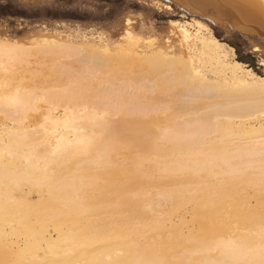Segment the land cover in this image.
Here are the masks:
<instances>
[{
    "label": "bare ground",
    "instance_id": "6f19581e",
    "mask_svg": "<svg viewBox=\"0 0 264 264\" xmlns=\"http://www.w3.org/2000/svg\"><path fill=\"white\" fill-rule=\"evenodd\" d=\"M158 1L162 2V0H158ZM168 1L174 4L183 2V0H168ZM223 2L225 4L230 3L232 5L228 13H230L231 15V20L235 21L234 26L237 27V29L238 27L241 26L242 28H247V32L249 30L252 33L254 30L253 31L250 30L249 26H251L252 24L253 25L256 24L255 26H257V28H258V25L261 27L260 29L258 28L256 30H260V31L264 30V24H262V21H264V8L261 7L260 0H223ZM180 10L187 12V13H191V14H193V12L195 11L194 9H191V8L188 11H185L183 9H180ZM195 14L198 15L199 18H196L198 17L196 16V17L191 18L192 20H186L185 22L182 21L181 24L177 23V20H175V23L177 24L175 25V27L173 26L174 27L173 29L175 30L177 38L179 39V42L182 46L180 50L181 55L179 59L178 58L173 59L174 57L172 56L171 58H169L167 57L169 56L167 51L158 52L157 50H156L158 52V54L156 52L157 55L153 52L154 57L152 56V58H149V57L143 58L144 60L140 59L143 62L147 60V62H150V65H152L153 63L154 65L153 67H155L156 66L155 64H157V66L159 67L166 66L174 70L175 68H177V66H179L182 69L181 70L182 72L180 74L178 73L179 75L175 74V71H176L175 69L174 71L172 70L173 71L172 75H178L179 78L177 79H179V81L180 79L183 80V81H180V82H183V84L189 83V86H188L189 89L187 88L189 92L188 91L186 92V95H189V99H187L186 102H189L191 99L194 100L195 97L197 98V94L200 97L204 96L203 98H205L207 94L210 97L208 96L206 97L210 99H213L214 96L215 98L217 96L218 98L219 96H221L220 99H222V96L224 97L226 96L229 98L232 96L240 95L242 97L238 100H230V101L225 100L224 103H219L220 101L217 102L221 105H218L216 104L215 101H213L215 102V104L213 102L209 104L210 108H211V104H213L212 111L208 107L206 108L203 107L205 108V111L208 109L211 111V113L210 111L209 113H207L208 111L207 110L206 111L207 114L204 116L202 115L203 118H200V119L198 118L199 119L198 123H196L197 115L195 114L196 117L192 115L194 114L191 111L192 109L191 110L189 109L191 112H188V113H186L187 111H185V114L187 115L190 114V116L192 115L191 118L193 116H194V119L196 118L195 122H191L192 124L195 123L194 125L191 124V128L189 127L190 124H188L190 123L189 122L190 120L188 122L186 121L185 122L186 124L185 123L184 124L180 123V125L177 124L179 125V127H177L176 129L170 132L167 130L170 127V125H168V128L167 127H165V129L164 127H162L163 129L161 128L162 129L161 131L164 130L163 131L164 133L162 132L163 134L162 135L160 134V137L161 138L163 137L164 138L163 140H167L171 142L177 149L173 155L174 157L172 156L171 158L168 157L165 159L162 156V158L160 157L159 160H156L157 159L156 157L154 159L155 163L152 162L153 159L151 158H150V161L147 160V162H149V166L153 165V169H155V171L158 172V173H154L155 172L154 171L153 172L154 176L155 174H157L160 177L159 173H165L166 175L169 174L170 176L171 175L176 176L180 174L181 176L182 175L186 176V179L189 182L192 181L195 183V184H191L190 182L191 185L188 183L189 187L193 185L194 186L189 188L187 185L184 184L186 188L187 187L188 188L184 191L182 190L179 192L178 190H180V188H178V186L177 187L175 186L178 189V190L176 189L178 193H176L175 191L176 194L174 195H172L173 193L172 190L175 187L174 188L171 187L170 192L169 191L166 192V190L162 189L166 193L169 192V195H172L171 197L173 198L171 197L169 198V195L167 196L168 198L162 195V190L160 193L162 197L155 198V196L153 195L150 196L146 201H144L143 208L140 207L137 209L136 215L138 218L141 219V221L131 224V225L127 224L128 226H124L120 224L119 222L117 223L114 218L111 219L110 217L108 218L104 217L105 215V214L103 215L104 211L98 208L96 203L99 200L101 199L103 200V198L106 197L104 194L106 193V190L109 188H115L117 190H124V189H129L130 187H136L142 184V180L144 179L142 180L140 179L139 175L137 174V171L133 167L119 168V166L118 167L110 166L111 168L109 167L110 169L101 175L103 178L101 180L102 182H100V180H98V182L95 180L97 179L99 175L97 176L96 174L92 173L88 169L89 167L88 168L86 167L89 171L85 170L81 172L82 173L81 175H77V176L75 175L72 178L69 176V173H68L66 178L69 176L68 177V179L70 178L69 182L68 181L65 182L66 178L65 179L61 178L63 181L62 180L60 181V179L59 181H57L58 179L57 180L55 179L58 176L57 177L55 176L56 178L53 179L52 178L53 174H52V177H51V174H49L48 175V187L42 190L39 189L38 191L41 193L40 194L41 200L39 199L40 200L39 202H36V201L32 202L31 199L26 197L23 192L22 181L24 180L25 182V180H27L31 184H38L40 182L38 181L39 176L36 175L37 173H34L32 170H31L32 172L31 173L28 170L29 169L28 167L31 165V160L33 163V158L38 157V156H35L37 154H35V152L31 150L32 147L30 146L29 141H27L28 138L27 139L25 137L14 138L13 135L12 137L9 136V138L6 140L4 139V141H2L3 139L0 140L1 141L0 142V264H260V260L262 257V251H264V83H262V81H264V76H261L260 74L253 71L251 68L247 67L246 63L239 61V60H234L232 55L230 56L229 53L224 50V47H218L216 43H213V41H217L219 45L221 46L226 45L228 49L235 50L234 47H232L231 45H228L226 42L222 41L221 39H219L213 34L212 28L210 27V23H212V19H213L212 17L202 15L198 12H196ZM216 19H217V16H216ZM199 24H204L206 29H211V33L209 35H206L205 32L201 31L199 27H197V25ZM181 29H183V31H181ZM239 30H241V28ZM256 34H258L257 31H256ZM196 43H198V46H199L198 49L194 47ZM12 51L13 50L10 51L8 48L7 51H4V54L6 53V55H8L10 58V56L12 55L10 52ZM55 51L57 50H54V53ZM15 52L17 53V51H14L13 53L16 54ZM55 54H51V55H55ZM143 54L145 53H142V55ZM1 55L3 56V54ZM13 55L11 57H14ZM91 55H93L94 57V54L91 53ZM91 55L88 57H92ZM148 55H150V53ZM2 56L0 57L3 59ZM103 57L100 58V60H102ZM1 58H0V61H1ZM96 58L97 60H95V62L93 61V59L91 60L92 64L100 65V60H98L99 57H97V55H96ZM119 58L129 60V61L133 60L132 57L128 58L125 55ZM119 58L117 60L118 62H120ZM106 59L104 60L106 61ZM111 62L112 61L110 60V63ZM139 64H141V61L139 62ZM107 65L110 66L108 61H106L105 66ZM144 65H145V62H144ZM146 65H149V64H146ZM126 67L128 66H125V68ZM138 68H140V66ZM155 70L153 69V71ZM130 71L131 69L128 72ZM158 71H159V68H158ZM158 71L156 70L157 73ZM172 71L169 70L166 72V70H164L166 74L168 72L171 73ZM131 72H133V70ZM143 72H142L143 75L147 73V72H144V73ZM160 72L161 71H159L160 75L163 74V71L161 73ZM134 73H131V74L135 76L136 74ZM151 74H154V72L151 71ZM141 75H137V77L135 78L138 80L139 79L138 76H141ZM168 75L170 76L171 74H167L163 76V78L164 77L170 78V79L165 78L166 81H164L165 79L164 80L162 79L163 85H164V82H166L165 85H167L168 80H171V83L172 81H174V83L176 84L175 81L177 79L176 78L173 79L172 76L169 77ZM134 76L132 77L134 78ZM129 77L131 78V75ZM144 77L140 79L141 82L143 81V79L144 80L148 79L147 76L145 78ZM148 77L150 79V72H149ZM152 77L154 78L153 80L155 82L159 81V79L155 80L157 79L155 78L157 77L156 74L155 76L153 75ZM153 80L150 79L151 82ZM154 81L152 82L153 85L155 83ZM147 82L148 81H146V83L144 82L140 84L142 85L141 87L143 88V85H144L145 87L148 88ZM152 83L149 82L148 84L152 85ZM160 83L161 82H159L158 84ZM171 83L169 81L168 84H170L171 86ZM68 84L72 85V83H69V82ZM151 85H149V88ZM178 85L181 86V83ZM137 86L140 88L139 84H137ZM64 87L66 88L67 86H64ZM138 87H137L138 90L136 89L137 91L140 90ZM152 87H155V86H152ZM175 87L176 86H174L173 88ZM3 88L1 90H3ZM104 88L106 89V87ZM112 88L114 89V87ZM124 88L129 89V86L127 85V87L125 86ZM134 88H136L135 85H134ZM5 92H10V91L6 90ZM24 92L25 93L23 94L26 95L25 90ZM67 94H68V91H67ZM5 95L6 94L4 93L3 98L0 99V105L6 112L7 110H9L10 107L11 108L14 107V109L16 110V108L25 106V109H26V106H28L26 104L27 103L29 104V101H31L34 98L33 97L31 100H29L28 97L31 98V95L28 97H24L22 95L21 96L18 95V97H16L15 95H13L15 97V100L12 96L10 99V101L12 102V98H13V101H14L12 102L13 107L12 106L9 107L11 102L10 103L8 102L9 97H5ZM37 98L35 102H37L38 100ZM67 99H69V97ZM41 100L46 101L45 97L41 98ZM41 100L40 99L38 100L39 103L42 102ZM71 100L69 101V103H67L68 101L66 102L67 105L69 104L68 108L71 105L70 104ZM193 100L190 101L192 102V107L195 105V104L193 105ZM183 101H185V98ZM183 101H181L180 104L183 103ZM50 102L51 101L49 100V102L46 101L45 103H50ZM35 105L36 104H33V106ZM49 105L51 106L49 107L50 110H48L49 116L48 115L47 116H48V119L52 120L51 122L54 123L56 120L60 118V116L56 112V109L58 108L51 109L53 108L52 103ZM74 105L76 104L74 103ZM33 106L31 104V107L30 108L27 107V108L32 111ZM187 106L189 107V103L187 104ZM187 106H186V109H187ZM36 107L37 106H35V109L37 110L38 108ZM184 108H185V105H184ZM182 109H183V106H182ZM196 109L194 110L195 112L197 111L201 113L199 109L197 110ZM68 110L67 111L64 110V111L68 112ZM121 110H122V107H121ZM181 110L179 111V113H182ZM23 111L24 110L20 112L23 114ZM77 111L79 110H76V113ZM129 111H127V108H126L124 113L129 112ZM142 111L143 110H141V112ZM205 111L203 110V113H205ZM103 112L105 111L103 110ZM144 112H145L144 115H148V114L152 115V113L155 114L153 111L151 112L150 108H149V111L147 112L148 114L146 113L145 110ZM10 113L11 112H9V115H7L8 117L14 120H17V119L19 121L22 120L20 117L13 118L12 117L13 113L12 114ZM72 113L71 112L69 113L71 116V120H73L72 119L74 118L73 114H75V113L73 114ZM134 114L135 112L133 113V115ZM63 115H66V114H63ZM129 115H130V112H129ZM187 115H185V117L189 118ZM28 116H31V115H28ZM28 116H26V118ZM127 116L122 122H118L112 127L106 128L105 130L104 128L102 129L100 127L102 130L105 131V132L101 131L103 132V135L95 140L93 139L88 140L87 138L88 141L85 142V147H84V149L85 148L86 149L85 150L83 149V150L84 151L87 150L86 152H88L89 154L90 153L93 154L92 150L94 148H98L99 151H101V153L100 152L99 153L101 154L100 157L102 161L111 159V156L115 154L122 147L129 133H139L140 131V130H135L133 128H130L136 125L137 119L129 118ZM179 119L182 120L181 117ZM179 119L176 118L175 121L180 122ZM202 119L204 121H202ZM106 120L104 122H108V120L107 121ZM96 121H97V118H96ZM172 123H175V122H172ZM53 126H55L53 128L56 129V125L54 124ZM163 126L165 125L163 124ZM123 127L129 128L130 132H124V130H122ZM155 127L157 128V130L159 129V126L157 127V125H155ZM12 130L14 129L12 128ZM64 140L68 141L66 139ZM33 141L34 140H32V142ZM65 141L62 140L63 143ZM164 145L169 146V144L167 145L166 143ZM161 146L163 148L162 144ZM161 146L157 145V147H161ZM155 147L153 145H150L147 148V151L150 153V155H156L157 150H154ZM175 147H173L172 150H174ZM75 148H79V147H75ZM71 149H74V148H71ZM72 151L74 153L76 152V155H78L77 149L72 150ZM9 152H14L15 157L17 158L20 164L23 162V160H26V159H22V157L24 156L25 158L28 157L27 163H26V168L28 169L26 173L25 172L24 174L21 173V170L19 171L16 170L17 172H13L14 166H12V170L7 169L6 162L8 163L7 156ZM80 152L81 151H79V153ZM88 153H87V156H89ZM135 153L137 152L135 151ZM68 154L66 156H69ZM71 154L72 153H70V155ZM76 155L75 156L71 155V157H76ZM167 156H170V155H167ZM92 157H94V155H92ZM92 157L90 155L91 159ZM117 157L118 156H116V158ZM81 158L83 157H80V159ZM138 158H141L142 161L139 159L138 161L143 163V165L147 164L143 162L144 161L143 157H138ZM145 158L147 159L148 157H145ZM8 159H9V156H8ZM94 159L95 158H93V160ZM161 159L162 161H160ZM55 160L57 161V159ZM69 160L71 161V159ZM69 160L68 162H70ZM73 161L74 160H72V162ZM102 161L101 163H99L100 161L98 162L99 164H101V165H97V167L99 166L98 169L101 166L106 165V163L108 162L107 161L105 164L103 163L102 165ZM111 161L113 160L111 159ZM113 162L116 164L117 161L114 160ZM140 162H137L138 164L137 163L136 164L141 165L139 164ZM150 162L154 164H150ZM19 163L17 165H20ZM56 163L53 162V164H56ZM61 163L63 164V162ZM121 163H120V167L121 165L123 166V164ZM75 164L78 166L77 163ZM118 164L119 163H117V165ZM136 164H135V167H136ZM36 165H33L35 166L34 168H37L39 166L38 165L36 167ZM88 165H90V163H88ZM95 166L94 168L96 169L97 167ZM57 167L59 168V166ZM137 167H141V166H137ZM58 168L55 167L54 170L56 171ZM105 168L107 167L105 166ZM147 168L148 167H146V169ZM38 169L40 168L38 167ZM60 169L61 168H59V170ZM40 170H37V171L39 172ZM139 170L141 169L139 168L138 171ZM62 171H65V170H62ZM75 171L76 170H74L73 172L75 173ZM148 171L146 172L148 173ZM40 172H42V170ZM58 173L59 172H57L56 174ZM210 175H215L216 177L214 176L213 177L214 179L213 178L209 179L208 177H211ZM184 176L182 177L184 178ZM59 178H60V175H59ZM181 179L182 178H180V180ZM82 180L84 181L82 182ZM11 182H13L17 186L18 190H20L22 194L18 195L15 187L14 189L16 190L15 192L17 195H14L12 194V192L10 193L8 191L9 183ZM60 182H65V183L60 184ZM83 183L89 184V187H87L89 188V190L87 189L83 190V188L81 190V186L82 187L84 186ZM184 185L182 184V186ZM163 187L166 188V186L164 185ZM168 188L170 187L168 186ZM131 189L133 191L135 190L133 188ZM145 190H144L145 192H150V191H147V189ZM152 190L154 191V188ZM158 190H160V187ZM135 191L141 193V191L139 190H135ZM38 192L36 193L38 194ZM166 193L165 195H167ZM132 194L133 193H131V195ZM141 195L144 197L143 194ZM134 196L138 197L137 195L133 194V197ZM113 197L115 196L113 195ZM116 198H117V195H116ZM119 201L121 202V200ZM119 201L116 203L113 202L112 207L115 206L114 204H117V203L119 204ZM106 205H109L110 207V203L109 204L106 203ZM138 205L140 206V204ZM102 207L103 206H101V208ZM118 207L120 208V206ZM145 208H149V209L145 210ZM124 214L125 212L122 215ZM120 215H118V218L120 217ZM126 215L127 214L121 217L122 218L126 217ZM132 222H135V221H132Z\"/></svg>",
    "mask_w": 264,
    "mask_h": 264
},
{
    "label": "rangeland",
    "instance_id": "374dc122",
    "mask_svg": "<svg viewBox=\"0 0 264 264\" xmlns=\"http://www.w3.org/2000/svg\"><path fill=\"white\" fill-rule=\"evenodd\" d=\"M16 2H17V0H3V8L0 9V11H2L4 16L6 17V19L2 23H0V52H1V54H3V56L0 54V56L3 57V59L0 57L1 58V61H0V63H1L0 64V91H2V92H0V96H2V97H0V99L3 98L4 93L7 95V96L5 95V97H9L8 98L9 103L11 102L10 101L11 96L15 100V97L13 95H15L16 97H18V95L28 97L31 95L32 92H34L35 95H34V93H32L31 98L28 97L29 100H31L33 97L34 98L31 100L33 102L29 101V104L28 103L26 104V105H28V106H26L27 110L25 109V106L19 107V108L15 107L16 108V110H15L14 107L12 106V102H14L13 98H12L11 104L9 105V107L10 106L13 107V108L10 107L11 109L9 108L10 111L7 110V112H6L0 105V140L3 139L2 141H4V139L5 140L8 139L9 136L12 137V135L14 136V138H19V137H25L26 139L28 138L27 141H29V144L32 147L31 150L34 151L35 154H37L35 156H38V157H34L36 159L33 158L34 155L32 156L33 163H35V164H33L32 160H31V165L29 167L27 166L29 169L26 168V163H27L28 157L27 158H25V156L22 157V159H26V160H23V162L21 163L22 165H21L19 163V161L17 160V158L15 157L14 152L8 153L9 159H11V160H9L8 156H7L8 163L6 162V167L8 170L9 169L12 170V166H14L15 168L13 167V172H17V171L21 170V173L24 174V172L26 173L27 169H28L30 172L32 170L34 173H37L36 175L39 176L38 181H40V182L38 184H31L27 180H25V182H24V180L22 181L23 192H24L25 196L30 198L32 202H35V201L39 202L41 200V195H40L41 193L38 191H39V189L42 190V189H44V188L46 189L48 187V175L49 174H51V177L53 174V177H52L53 179H55L58 176L55 180L58 179L57 181H59V179H60V181H61L62 179L66 178L68 173H69V176L72 178L75 175L76 176L81 175L82 174L81 172L89 169L92 173L96 174L97 176L99 175L97 177V179H95V180L97 182H98V180H100V182H102L101 180L103 178L101 175L104 174L111 167H115V166L116 167L119 166V168L133 167L137 171V174L139 175L140 179L141 180L144 179V180H142V184H140L139 186L130 187L129 189L133 188L135 190L141 191V189L144 187L142 189L141 193L137 192L135 190L133 191L132 189L131 190H129V189L117 190L115 188H109L106 190V193L104 194L106 197L103 198V200L101 199L96 203L97 207L104 211L103 215L104 214L107 215V216L104 215V217H107V218L110 217L111 219L114 218L117 223L119 222L120 224H122L124 226H128L127 224L131 225V224H134V223L141 221V219L138 218L136 215L137 209L140 207L143 208L144 201H146L150 196L153 195V196H155V198L156 197L160 198V197H162V195H164L167 197L169 195L171 187L174 188L175 186L176 187L178 186V188H180V190H178L175 187L172 190L173 193L172 192L171 193H172V195H174V194L178 193L179 191L186 190L189 187L188 183L190 184V182H191V184H195L192 181L189 182L186 179V176L182 175V176H184V178H183L180 174H178L176 176L175 175L170 176L168 174L169 175L168 176L165 173H159L160 177L157 174H155V176H154V173H158V172H156L155 169H153V165H150L152 168L149 166V162H147V160L150 161V158H151V159H153L152 162L155 163L154 159L156 157H157L156 160H159L160 157L162 158V156L165 159L168 157L171 158L177 149L171 142H169L167 140H163L164 138L160 137V134L162 135L164 133L163 132L164 130L161 131L163 129L162 127H164V129H165V127L168 128V125H170V127L168 129L166 128L170 132V131L176 129L177 127H179L180 123L184 124L186 121L188 122L190 120L189 121L190 123H188V124H190L189 127L191 128V124H192L191 122H195V120H196V118L194 119V116L196 117V115H197V122L196 123H198L200 118H203V116L206 115L207 113H209L210 110L212 111V109H213L212 105L213 104H211V108H210L209 104L212 103L213 101H215L216 104L221 105L219 103H224L225 100L226 101L238 100L242 97L240 95H236V96L229 97L230 98L229 99L226 96L225 97L222 96V99H220L221 96H219V98H218V96L216 98L214 96L213 99H210V98H208L210 96L206 94V96H208V97L205 96V98H206L205 99V98H203L204 96L200 97L197 94V98L195 97L196 95L194 96L197 100L195 98H194L195 101L193 99L190 100V101L193 100V105L195 104L192 107V102H190L189 100H188L189 102H186L187 99H189V95H186V92L187 91L189 92V90H187V88L189 89V87H188L189 83H184L186 85L185 86L183 84V82H180L183 80L180 79V81H179V79H177V78H179L178 75L182 72L181 71L182 69L179 66H177V68H175L176 69L175 74H178V73L179 74L178 75H172L173 71L175 69L173 70V69L168 68L166 66L165 67L164 66L159 67V66H157V64H155L159 68V71H161V72L163 71V74L165 73L164 75L171 74L170 76H172L173 79L174 78L177 79L175 81L176 84L174 83V81H172V83H171V80H168L167 85H165L166 82H164V85H163L162 79L164 80L166 77L163 78L164 75L159 74L158 68L156 66H155L156 68L153 67L154 66L153 63H152V65H150V62H147V60L145 59L146 60V61H144L145 65L149 64L151 67L149 65L145 66L144 62L142 60H144L143 58H148V57L152 58V56L154 57L153 54L154 53L156 54L157 51L158 52H161V51L166 52L167 51V53L169 55L167 57L171 58V56H172V57H174L173 59H175V58L179 59L180 55H181L180 50H181L182 46H181L179 39L177 38V35H176L175 30L173 28L175 27V25L177 23L181 24L182 21L185 22L186 20H192L191 18L196 17L198 15L187 13V12H184L182 10H176V9H173L172 11H165L164 9L166 7H170L171 5L174 4L168 0H164V1L162 0L163 3L158 1V0H136V2H138L140 5V7L137 9L126 7V4H130V3L134 2V0H94L95 3H103L105 5V9L101 10L100 8L89 7L87 10H81L79 12H74V11L59 12V13L54 12L52 14L40 13L39 15H34L32 13H29V15H27V16H20L18 14L20 10L13 6ZM90 2H93V0H90ZM113 10H114V12H113ZM110 12H113V14L111 16H109ZM14 13L16 15H13ZM196 18H199V16ZM129 19L132 21V23H130V24L128 23ZM11 20L15 21V26L8 23V21H11ZM175 20H177V23H175ZM248 25H250V24H248ZM255 25L256 24H254V25L252 24L251 26H253V27L249 26L250 30L255 31V32L253 31L255 35L253 34V32L251 33L249 30H248V32H250V33H248L247 28H242L240 26V27H238V29H237V27L235 28V35H233V33H225L224 36H222L221 35L222 26H217L215 24L210 23V27L212 28V32L215 36H219V39L223 40L228 45L233 46L232 44H234L236 46V47L233 46L235 48V54L232 55L233 59L243 61L244 63L247 64V67L251 68L253 71H255L256 73L261 75V70L258 67L253 66V64L251 62V58L247 54L248 49H247L246 42L247 43H255V41L252 39V37L253 36L258 37L260 30H256V29L261 28L259 25H258V28ZM240 28H241V30H239ZM256 31L258 34H256ZM194 47L196 49H198L199 48L198 43H196L194 45ZM8 48L10 51L13 50L12 52H10L12 55L14 54L13 53L14 51H17L18 54L15 52L16 54L13 55L14 57L16 55L15 58L11 57L12 55L9 58V56L6 55V53L4 54V51H7ZM127 48H128V50H127ZM53 49L57 50V51H55L56 54L54 53ZM44 50H45V52H44ZM52 51H53V53H52ZM158 52H157V54H158ZM10 53H9V55H10ZM49 53L55 54V55H51ZM91 53L94 54V57H93V55H91ZM142 53H145V54L142 55ZM149 53H150V55H148ZM87 54H89V55H87ZM90 55L92 57H88ZM96 55H97V57H99L98 60H100V58H102L104 56L103 59L100 60V65L92 64V61H91L92 59L94 62H95V60H97ZM124 55L128 58L132 57L133 60L129 61V60L119 58V57H122ZM133 55H135V56H133ZM134 57H135V59H134ZM118 58H119V61L121 62V64H123V65L125 64L124 66L121 65L120 62L117 61ZM104 59H106V61H108L110 66H108V65L105 66L106 61ZM140 59H142V60H140ZM110 60L112 61L111 62L112 64L110 63ZM140 61H141V64H139ZM118 64H120V65H118ZM125 66H128V67L125 68ZM139 66H140V68H138ZM107 67H109V68H107ZM143 67L145 70L143 69ZM116 68L118 71L116 70ZM136 68H137V70H136ZM149 68H151V69H149ZM119 69H121V70H119ZM130 69H131V71L133 70V72H131V71L128 72ZM141 69H143L144 72H147L148 74L146 73L143 75L142 74L143 70H141ZM153 69L154 70L156 69L158 71V73L156 72V70L153 71ZM163 69L166 70V72L169 70H171V71L173 70V71L171 73L168 72L166 74V72H164ZM177 69H178V71H177ZM150 70L152 72H154V74H151ZM53 71H54V73H53ZM140 72L143 76L140 74ZM149 72H150V79L153 80L154 78L152 76L153 75L155 76V74L157 76V77H155V78H157L155 80L159 79V81H156V82L153 80L156 83V84L154 83V85L152 83L153 81L151 82L149 77H148ZM125 73H126V75H125ZM131 73H134L136 75L134 76ZM137 73H139V74H137ZM158 74L161 77V79L158 76ZM130 75H131V78L129 77ZM137 75H141V76H138L139 77L138 80L135 78V77H137ZM132 76H134V78ZM144 76L145 77L147 76L148 79L147 78H146L147 80L143 79V81L141 82L140 79H142ZM166 79H170V78L167 77ZM166 79L164 81H166ZM146 81H148L147 82L148 88L145 87L144 85L142 88L141 87L142 85H140V84H142L144 82L146 83ZM169 81L171 83V86H170V84H168ZM68 82L72 83V85L71 84L69 85ZM149 82L152 83V85L148 84ZM159 82H161V83L158 84ZM132 83H134V84H132ZM177 83L178 84L181 83V86L178 85ZM137 84H139L140 88L137 86ZM7 85H9V86H7ZM127 85L129 86V89L124 88L125 86L127 87ZM134 85L136 88H134ZM149 85H151L150 88H149ZM182 85H183V87H182ZM64 86H67V87L65 88ZM111 86L114 87V89ZM122 86H124V87H122ZM152 86H155V87H152ZM174 86H176L177 88L176 87L173 88ZM8 87H9V89H8ZM104 87H106V89ZM137 87L140 89L139 91H137L138 90ZM2 88L4 91L1 90ZM70 88H71V90H70ZM131 88H133V89H131ZM67 89H69V90H67ZM6 90L7 91L9 90L10 92H5ZM24 90L26 91V95L23 94V93H25ZM48 90L49 91L51 90L50 93ZM176 90H177V92H176ZM67 91H68V94H67ZM27 92H29V93H27ZM181 92H183V93H181ZM203 95H204V93H203ZM37 96H38V98H37ZM44 97H45V100L47 102H49V100L51 102L45 103L46 101H44V100L42 101L41 98H44ZM68 97H69V99L71 98L72 100L75 97L73 101L70 99L71 105L69 106V108H68L69 104L68 105L66 104L67 101H68L67 103H69V101H70L69 99H67ZM234 97H236V98H234ZM36 98L38 100L40 99L44 103H42L41 101H40L41 103H39V101L37 100V102L39 103L38 104L37 102H35ZM184 98H185V101H183ZM204 99H205V101H204ZM181 101H183V103L180 104ZM185 102L187 104L189 103V107L187 106V104ZM215 102H213V103L215 104ZM217 102H219V103H217ZM51 103L53 105V108H51V109L58 108V109H56V112L60 116V118L59 119L57 118L58 120H56L54 123L51 122L52 120L48 119V116H49L48 110H50L49 107L51 106L49 104H51ZM74 103L76 105H74ZM176 103H178V104H176ZM31 104H32V106H33V104H36L35 106H37L36 108H38V109L36 110L35 106H33L34 108L32 107V111L30 109H28L27 107L30 108ZM204 104H205V106H204ZM207 104H208V106H207ZM184 105H185V108H184ZM125 106H127V107H125ZM132 106H134V107H132ZM138 106H139V108H138ZM182 106H183V109H182ZM186 106H187V109H186ZM121 107H122V110H121ZM129 107L131 110L129 109ZM148 107L151 109V112L153 111L155 114H153V113H152V115L148 114L147 113L149 111ZM151 107H153V108H151ZM196 107H197V109H199L201 111V113L194 111L196 109ZM203 107H205V108L208 107L210 110L207 109L208 111L206 110L207 111V113H206L205 108H203ZM126 108H127V111L130 110L129 111L130 115H129V112L124 113ZM12 109H14V110H12ZM19 109H20V111L24 110L23 114L19 111ZM181 109L182 110L185 109V110L182 111ZM189 109L190 110L192 109L191 111H192V113H194V114H192V115H194L192 118H191L192 115L190 116V114H188V115L185 114V111H187L186 113L191 112ZM29 110H30V112H29ZM64 110L65 111L68 110V112H65ZM74 110H75V112H74ZM76 110H79V111H77V113H76ZM103 110L105 112H103ZM141 110H143V111L141 112ZM144 110L146 111V113L148 115H144V113H145ZM168 110H170L171 112ZM180 110L182 113L184 112L183 114L187 115L189 118H186L185 115H183L182 113H179ZM203 110L205 111V113H203ZM58 111L60 114L58 113ZM94 111H96V112H94ZM211 111H210V113H211ZM9 112H11L10 114L13 113L12 114L13 118L20 117L22 120H20V121L18 119L14 120V119L8 117L7 115H9ZM70 112L75 113V114L72 113L74 116V118H72L73 120H71V116L69 114ZM132 112L133 113L135 112V114L133 115ZM137 113H138V115H137ZM27 114L31 115V116H28ZM63 114H66V115H63ZM97 114H98V116H97ZM14 115H15V117H14ZM131 115H133V116H131ZM175 115L178 117H176ZM199 115H200V117H199ZM26 116H28V117L26 118ZM93 116H94V118H93ZM126 116L129 118L137 119L136 125L134 127H130V128H133L135 130H140V131H139V133H129V135L126 138L122 147L115 154L112 155L113 157L111 156V159L113 161L114 160L117 161L116 164L113 161H111V159L102 161V159L100 157L101 151H99L98 148H94L92 150L93 154L92 153L89 154L88 152H86L87 150L84 151L86 149V148L84 149L86 141L92 140V139L93 140L98 139L100 136L103 135V132H105L104 130L106 128L112 127L113 125H115L118 122H122L126 118ZM145 116H146V118H145ZM180 117L182 120L179 119ZM67 118H69L70 120ZM96 118H97V121H96ZM176 118L179 119L180 122L175 121ZM92 119H93V121H92ZM106 119L108 120V122H104ZM94 120H95V122H94ZM182 121H184V122H182ZM202 121H204V120L202 119ZM91 122H93V123H91ZM172 122H175V123H172ZM23 123H24V125H23ZM54 124L56 125V129L53 128V127H55V126H53ZM163 124L165 126H163ZM177 124H179V125H177ZM194 124H192V125H194ZM100 125H102V126H100ZM143 125H145V126H143ZM155 125H157V127L159 126L160 130L159 129L157 130ZM97 127H99V128L101 127L102 129L104 128V130H102L101 128L99 130V128H97ZM12 128L14 130H12ZM122 130H124V132H130L129 128H127V127H123ZM24 131H25V133H24ZM51 131H53V132H51ZM101 131H103V132H101ZM27 134H28V136H27ZM29 137H30V139H29ZM61 138L63 141H65L64 139H66L68 141H65L63 143ZM87 138H88V140H87ZM32 140H34V141L32 142ZM153 142H154V144H153ZM163 142H165L167 145L169 144V146L164 145L165 143H163ZM65 144H67V145H65ZM156 144L159 146H161V144H162L163 148H162V146L157 147ZM150 145H153L154 147L156 146L154 149V150H157L156 155H150V153L147 151V148ZM123 146H125V147H123ZM75 147H79V148H75ZM173 147H175L174 150H172ZM71 148H74V149H71ZM76 149H77L78 155H76V152L74 153L72 151V150H76ZM79 151H81V152L79 153ZM135 151L137 153H135ZM158 151H160V152H158ZM70 153H72L71 154L72 156L76 155L77 158L71 157ZM87 153L89 154V156H87ZM121 153H123V154H121ZM131 153H132V155H131ZM67 154L71 158L69 156H66ZM125 154H127V155H125ZM64 155L66 156V158ZM90 155H91V157H92V155H94V157H92V159H91ZM114 155H115V157H114ZM139 155H141V156H139ZM167 155H170V156H167ZM116 156H118V157L116 158ZM127 156H128V158H127ZM144 156L148 157L149 159L148 158L146 159ZM14 157H15V159H14ZM80 157H83L85 160L83 158L80 159ZM138 157H143V160H144L143 162L147 163L148 165L145 163H144L145 165H143V163L138 161V159L141 160V158H138ZM73 158H75V159H73ZM93 158H95V159L93 160ZM130 158H132V159H130ZM144 158L146 159V161ZM55 159H57V161H59V160L60 161L57 162ZM69 159H71V161ZM96 159H98V160H96ZM123 159H125V160H123ZM37 160H38V162H37ZM68 160L70 162H68ZM72 160H74L75 162L74 161L72 162ZM131 160H133V161H131ZM78 161H79V163H78ZM101 161H102V165H103V163L105 164L107 161L108 162L110 161L109 162L110 164L107 162L106 165L101 166L102 168L100 167L101 169L100 168L98 169L99 166L97 167V165H101V164H99V163H101ZM121 161H122V163H121ZM136 161L140 162L139 164H141V165H137L138 163ZM160 161H162V159ZM17 162L20 165H17L18 164ZM53 162H55V163L57 162L60 165L57 163H56L57 165L53 164ZM61 162H63V164ZM111 162L113 163V165ZM123 162H125V163H123ZM152 162H150V164H154ZM75 163H77L78 166ZM88 163H90V165H88ZM117 163H119V164L117 165ZM120 163L123 164V166L121 165V167H120ZM23 164H25V165H23ZM135 164H136V167H135ZM33 165H36V167L39 165L38 167L42 170V172H40L41 170L38 169V167L34 168L35 166H33ZM57 166H59V168H61L60 169L61 171L65 170L66 172L65 171L61 172ZM60 166H62V167H60ZM94 166L97 167L96 168L97 170L94 168ZM105 166L108 169L105 168ZM137 166H141V167L143 166L142 168L144 170L141 167H137ZM55 167L58 168L57 169L58 171L56 170L57 172H59L58 174H56L57 172L54 170ZM78 167H80V168H78ZM86 167L87 168L89 167V168L87 169ZM146 167H148L147 169L149 171L146 169ZM76 168L79 170L81 169L82 171L81 170L79 171ZM139 168L141 170L138 171ZM150 168H151V170H150ZM25 169H26V171H25ZM152 169H153V171H152ZM37 170H40L39 171L40 173ZM53 170H54V172H53ZM74 170H76L75 171L76 174L73 172ZM77 171L80 173H78ZM140 171H142V172H140ZM146 171H148V173ZM61 173H63V174H61ZM151 174H152V176H151ZM59 175H60V178H59ZM162 176H163V178H162ZM210 176L211 177H208L209 179L213 178L215 175H210ZM68 177L66 178L65 182L70 181V178L68 179ZM165 177H166V179H165ZM180 178H182V179L180 180ZM83 181L84 180H82V182ZM65 182H60V184H63ZM57 183H59V182H57ZM182 184L183 185L185 184L188 187L186 188V186L185 185L182 186ZM83 185H84L83 187L81 186V190H82V188H83V190L84 189L89 190V188H87V187H89L88 183H86V184L83 183ZM163 185L166 186V188H164ZM146 186H148V187H146ZM168 186L170 188H168ZM193 186H191V187H193ZM14 187L17 191L14 189ZM140 187H142V188H140ZM149 187H151L152 189L154 188L155 192ZM159 187H160V190H158ZM191 187H189V188H191ZM145 189H147V191H150V192H145L146 191ZM162 189L166 190V192L167 191H169V192L166 193ZM176 189L178 190V192L176 191ZM125 190H126V192H125ZM151 190H152V192H151ZM161 190H162V195L160 194ZM8 191L10 193L12 192V194H14V195H17L16 192L18 193V195L22 194L21 191L18 190L17 186L13 182L9 183ZM175 191H176V193H175ZM36 192H38V194ZM117 192H118V194H117ZM130 192L133 193L134 195H137L138 197L141 194H143L144 197L142 195H141L142 197L140 196L139 198L136 196L133 197V194L131 195ZM123 193H125V194H123ZM151 193H153V194H151ZM165 193L167 195H165ZM113 195L115 197H113ZM116 195H117V198H116ZM120 195H122V196H120ZM124 195H126V196L128 195V196L126 197ZM172 195H169V198ZM145 196H146V198H145ZM171 198H173V197H171ZM119 200H121V202ZM118 201H119V204L118 203L114 204L116 207L115 206L112 207V205H113L112 203L113 202L116 203ZM106 203L107 204L110 203V207H109V205H106ZM138 204H140V206ZM99 205H100V207H99ZM104 205H105V207H104ZM117 205L120 206V208ZM101 206H103V207L101 208ZM132 207H134V208H132ZM146 209L148 210L149 208H145V210ZM131 211H132V213H131ZM106 212L111 216H109ZM124 212L128 216L126 215V217L122 218L121 216H125V214L122 215ZM120 213H121V215H120ZM129 213H130V215H129ZM117 214L120 215L119 218H118ZM131 218H133V219H131ZM132 221H135V222H132Z\"/></svg>",
    "mask_w": 264,
    "mask_h": 264
},
{
    "label": "snow or ice",
    "instance_id": "6c2138e0",
    "mask_svg": "<svg viewBox=\"0 0 264 264\" xmlns=\"http://www.w3.org/2000/svg\"><path fill=\"white\" fill-rule=\"evenodd\" d=\"M261 7L264 8V0H260ZM18 8L20 16H27L29 13L34 15H39L40 13L52 14L54 12H68L74 11L79 12L81 10H87L89 7L100 8L101 10L105 9V5L103 3H95L90 2V0H17V2L13 5ZM126 7H130L133 9H137L140 7L139 3L134 0V2L130 4H126ZM232 5L225 4L223 0H183L182 3L173 4L170 7H166L165 11H172L173 9L180 10L183 9L188 11L190 8L194 9L196 12L212 17V23L220 26L222 25L221 35L224 36L225 33H233L235 35V29L233 27L235 21L231 20V17L228 15V11L231 9ZM3 8V0H0V9ZM114 12V10H113ZM113 12L109 13V16L113 14ZM13 15H16L15 13ZM219 15L220 19H216V16ZM6 17L0 11V23H2ZM8 23L15 26V21L11 20ZM128 23H132L129 19ZM264 24V21H262ZM199 29L205 32L206 35L211 33V29H206L204 24L197 25ZM183 31V29H181ZM252 39L255 43H247L248 55L251 58V62L253 66L258 67L261 70V76H264V30L259 31L258 37L253 36ZM216 43L218 47H224V50L229 53V55H234V49H228L225 46L219 45L217 41H213ZM264 83V81H262ZM260 264H264V251H262V257L260 260Z\"/></svg>",
    "mask_w": 264,
    "mask_h": 264
},
{
    "label": "water",
    "instance_id": "95a60500",
    "mask_svg": "<svg viewBox=\"0 0 264 264\" xmlns=\"http://www.w3.org/2000/svg\"><path fill=\"white\" fill-rule=\"evenodd\" d=\"M228 15L231 17V15H230V13H228ZM217 19H220V16L219 15H217ZM213 24V23H212ZM220 26H222V25H220ZM223 27V26H222ZM233 27H234V29L236 28L234 25H233Z\"/></svg>",
    "mask_w": 264,
    "mask_h": 264
},
{
    "label": "trees",
    "instance_id": "16d2710c",
    "mask_svg": "<svg viewBox=\"0 0 264 264\" xmlns=\"http://www.w3.org/2000/svg\"><path fill=\"white\" fill-rule=\"evenodd\" d=\"M216 37H218V38H219V36H216ZM222 41H223V40H222ZM232 45H233L234 47H236L234 44H232ZM233 46H232V47H233ZM239 61H240V60H239ZM242 62H243V61H242Z\"/></svg>",
    "mask_w": 264,
    "mask_h": 264
}]
</instances>
